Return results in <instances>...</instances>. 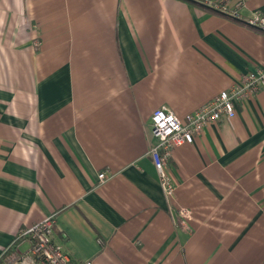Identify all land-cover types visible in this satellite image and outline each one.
Instances as JSON below:
<instances>
[{"label":"crops","instance_id":"crops-1","mask_svg":"<svg viewBox=\"0 0 264 264\" xmlns=\"http://www.w3.org/2000/svg\"><path fill=\"white\" fill-rule=\"evenodd\" d=\"M194 1L0 0V262L53 214L78 262L264 264V89L172 150L171 208L148 155L154 110L264 68V32Z\"/></svg>","mask_w":264,"mask_h":264},{"label":"built area","instance_id":"built-area-1","mask_svg":"<svg viewBox=\"0 0 264 264\" xmlns=\"http://www.w3.org/2000/svg\"><path fill=\"white\" fill-rule=\"evenodd\" d=\"M214 7L225 15L242 20L247 26L264 32V11L254 10L251 15L242 17L238 8L228 9L226 1H219ZM260 89H264L263 67L246 72L240 82L222 90L200 107L187 113L184 118H179L167 106H161L153 111L151 129L155 141L148 155L169 208L172 206L171 201L176 191L175 179L167 168L172 150L177 146L192 143L195 135L201 132L205 125L234 117L237 114V105L242 104L248 96ZM98 177L103 181L106 179V173L101 172ZM177 217V224H186L191 217V211L180 208ZM54 226L55 217L52 214L19 232L18 239L24 237L29 241V252L12 254L8 259L20 264H91L90 261H76L61 243L53 240Z\"/></svg>","mask_w":264,"mask_h":264},{"label":"trees","instance_id":"trees-1","mask_svg":"<svg viewBox=\"0 0 264 264\" xmlns=\"http://www.w3.org/2000/svg\"><path fill=\"white\" fill-rule=\"evenodd\" d=\"M187 1H192V2H195L194 0H187ZM224 1V0H222ZM215 11H219L218 9L214 8ZM220 12V11H219ZM4 262V261H3ZM3 262H0V264H3Z\"/></svg>","mask_w":264,"mask_h":264}]
</instances>
